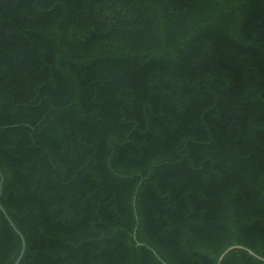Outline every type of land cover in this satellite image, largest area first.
Returning a JSON list of instances; mask_svg holds the SVG:
<instances>
[{
    "label": "trees",
    "instance_id": "16d2710c",
    "mask_svg": "<svg viewBox=\"0 0 264 264\" xmlns=\"http://www.w3.org/2000/svg\"><path fill=\"white\" fill-rule=\"evenodd\" d=\"M1 179L17 264L264 259V0H0Z\"/></svg>",
    "mask_w": 264,
    "mask_h": 264
},
{
    "label": "water",
    "instance_id": "95a60500",
    "mask_svg": "<svg viewBox=\"0 0 264 264\" xmlns=\"http://www.w3.org/2000/svg\"><path fill=\"white\" fill-rule=\"evenodd\" d=\"M1 183H2V179L0 180V186H1ZM1 188V187H0ZM0 211L3 213L4 217L6 218V220L9 222L10 226L15 230V232L19 235L20 237V240H21V244H22V247H21V251L17 257V259L15 260V262L13 264H17L22 253H23V250H24V240H23V237L22 235L20 234V232L15 228V226L13 225V223L11 222V220L8 218L7 214L5 213V211L3 210L2 206L0 205ZM232 249H245V248H242L241 246H231L229 248H227L226 250H224L220 256L218 257V260H217V264L220 263L221 259ZM247 250V249H245ZM247 252L255 257H257L258 259L264 261V259L254 255L250 250H247Z\"/></svg>",
    "mask_w": 264,
    "mask_h": 264
}]
</instances>
